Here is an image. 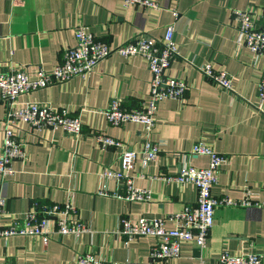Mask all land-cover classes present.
<instances>
[{"label":"crops","instance_id":"1","mask_svg":"<svg viewBox=\"0 0 264 264\" xmlns=\"http://www.w3.org/2000/svg\"><path fill=\"white\" fill-rule=\"evenodd\" d=\"M157 9L124 7L122 0H0V72L24 69L34 76L50 70L63 50L74 44V29L83 24L110 46L134 35L159 38L166 26L173 28L177 55L166 74L186 84L183 99L160 100L154 111L150 136L162 140L155 160L141 165L138 150L143 138L138 123L111 125L104 110L115 98L125 108L145 103L149 73L140 56L110 54L99 61L88 77L67 81L21 94L14 108L27 102L66 107L78 116L82 132L62 129H34L24 121L6 123V104L0 100V146L5 131L22 141L25 158L13 161V173L2 179L0 194L5 208L20 218L34 201L63 202L67 191L78 217L89 232L80 239L54 235L47 243L39 237L13 235L0 239V264H76L79 252H93L117 264H147L151 236L125 240L113 232L118 217L153 218L176 213L195 201V187L164 181L175 175L178 155L202 141L225 155L218 169L213 196L240 198L250 191L249 206H219L213 209L205 247L192 240L180 243L179 254L163 264H210L221 251L231 255L256 252L264 261V116L255 110L257 83L264 70V58L254 57L235 43L234 10L251 11L254 26L264 25V0H153ZM209 63L226 71L230 89H223L204 77L198 67ZM96 133L121 143L101 149ZM123 147L136 152L131 174L133 184L148 188L147 202L124 201L97 194L98 189H120L117 182H100L101 167H119ZM207 156L192 154L186 164L205 167ZM9 215L2 220L8 223ZM165 227L172 223L165 220Z\"/></svg>","mask_w":264,"mask_h":264},{"label":"built area","instance_id":"2","mask_svg":"<svg viewBox=\"0 0 264 264\" xmlns=\"http://www.w3.org/2000/svg\"><path fill=\"white\" fill-rule=\"evenodd\" d=\"M124 7L138 6L157 9L153 0H122ZM232 18L235 21V43L248 49L254 57L264 58V25L254 26L251 11L248 9L234 10ZM136 34L131 39L118 45L110 46L96 38L87 26L79 24L74 29V44L65 48L61 60L50 70L39 69L34 76L24 69L0 72V100L6 104V123L24 121L34 129L44 127L62 129L70 134L82 132V125L78 116L72 114L66 107L57 108L47 103L27 102L14 108L21 94L44 88L48 85L64 82L73 77H88L93 67L110 54L121 57L140 56L146 62L149 73V90L145 103L138 107H122L118 100L109 101L104 115L111 125L122 122L138 123L143 133L138 156L141 165L155 160L162 140H153L150 136L154 126V111L157 103L165 98L181 101L186 89L185 82L166 74L172 59L177 55L176 44L173 39L172 26H166L159 38ZM200 73L215 85L229 90L231 77L223 70H214L209 63L198 67ZM255 110L264 116V70L257 83V102ZM93 138L101 149L109 146H120L116 139L96 133ZM192 154L207 156L205 167L196 168L186 164V159ZM136 152L123 147L119 153L117 169L108 166L101 167L97 173L100 182L114 180L120 189L106 191L98 189L97 194L110 196L124 201L147 202L150 199L148 188L137 187L133 184L134 175L131 174ZM25 158V148L11 132L5 131L4 141L0 146V176L5 179L13 173V161ZM178 169L175 175L163 177L164 181H174L179 185L190 183L195 187V201L182 210L162 217H137L131 219L126 216L118 217L113 232L125 240L138 236H151L154 243L148 251L147 264H163L168 259H174L179 254L180 243L192 240L199 248L205 247L207 233L212 224V213L219 206H249L257 205L250 200V191L244 189L240 198L228 196H213L211 187L216 183L219 167L226 162V156L214 151L202 141L192 144L187 153L178 155ZM73 191H67L63 202L40 204L34 201L20 218L10 215L6 208V196L0 194V239L13 235L25 237H39L47 243L54 235H72L80 239L89 232V226L78 217V209L72 201ZM12 218L8 223L2 220L8 216ZM165 220H170L172 226L165 227ZM76 264H117L109 258L95 255L93 252H79L75 255ZM210 264H264L260 254L243 252L231 255L221 251Z\"/></svg>","mask_w":264,"mask_h":264}]
</instances>
